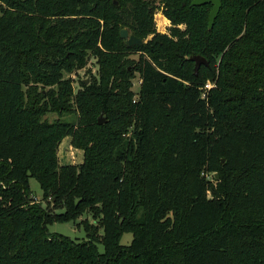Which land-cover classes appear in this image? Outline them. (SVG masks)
I'll return each mask as SVG.
<instances>
[{
  "label": "trees",
  "instance_id": "16d2710c",
  "mask_svg": "<svg viewBox=\"0 0 264 264\" xmlns=\"http://www.w3.org/2000/svg\"><path fill=\"white\" fill-rule=\"evenodd\" d=\"M191 2L0 0V264H264V0H221L211 29ZM86 212L84 241L47 229Z\"/></svg>",
  "mask_w": 264,
  "mask_h": 264
},
{
  "label": "rangeland",
  "instance_id": "374dc122",
  "mask_svg": "<svg viewBox=\"0 0 264 264\" xmlns=\"http://www.w3.org/2000/svg\"><path fill=\"white\" fill-rule=\"evenodd\" d=\"M155 17V27L158 32L161 33H167L168 28L170 26V21L165 16L162 15V12L160 9H157L154 13ZM86 61L87 63L78 70L73 71L72 73L65 72V77H70L72 79V88L74 89V92L81 89L80 82L83 80L85 83L89 81V78L91 74L95 75L97 73V65H96V58L90 53V51L87 52ZM130 57L132 59L137 58L138 54L134 53L131 54ZM90 70L91 73L87 70ZM205 83H208L210 85V81L207 80ZM139 76L138 74L135 75V78L132 80V87L134 91H137L139 89ZM211 88L204 86L202 91L206 92L207 89ZM43 118L49 122L60 120V121H75L76 116L73 113L66 112H56V111H48ZM82 151L80 149L75 148L70 141V136H66L62 140V143L60 144L58 151H57V157L59 159L60 164H79L82 162ZM217 174V173H216ZM215 174V177H216ZM209 179L211 182H213V173H209ZM217 178V177H216ZM29 186H30V195L33 202L41 203L44 207H47L49 204L48 200L43 199L42 190L39 186L38 181L32 177L29 179ZM53 200V199H52ZM50 207V206H49ZM51 210V208L49 209ZM57 211H60L58 209ZM89 220V222H95L92 218L91 214L89 212H86L85 214L78 217L76 220H71L68 222H52L51 224L47 225V229L49 232L54 233H60L65 236L71 237L77 241H84L87 238V234L85 232V228L83 227L82 222ZM102 233V230L99 232ZM132 238L131 233H124L121 237L120 243L122 244H128ZM100 250L103 249L102 245H98Z\"/></svg>",
  "mask_w": 264,
  "mask_h": 264
},
{
  "label": "water",
  "instance_id": "95a60500",
  "mask_svg": "<svg viewBox=\"0 0 264 264\" xmlns=\"http://www.w3.org/2000/svg\"><path fill=\"white\" fill-rule=\"evenodd\" d=\"M211 4L212 7L208 13L209 18H208V29H211L216 17L218 16L217 13L220 10L221 7V0H192L191 5L193 6H202L203 4ZM119 35L123 38L124 44L126 46H134V45H141L143 43L142 38L138 37L137 35H133L129 33L128 29L122 28L119 31ZM190 59L194 62V74L198 73L199 67L201 65L207 64V61L205 57H202L200 55H192L190 56ZM104 121V117L101 114L98 117L97 122L101 124ZM224 159H222V162ZM216 177H218V174H216Z\"/></svg>",
  "mask_w": 264,
  "mask_h": 264
},
{
  "label": "built area",
  "instance_id": "2783aa9c",
  "mask_svg": "<svg viewBox=\"0 0 264 264\" xmlns=\"http://www.w3.org/2000/svg\"><path fill=\"white\" fill-rule=\"evenodd\" d=\"M139 82H140V80H139ZM205 86H206V87H210V86L212 87L213 85H212L211 83H210V85H209L208 83H205ZM205 94H206V93L203 92V93H202V97H205Z\"/></svg>",
  "mask_w": 264,
  "mask_h": 264
}]
</instances>
